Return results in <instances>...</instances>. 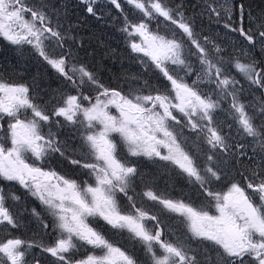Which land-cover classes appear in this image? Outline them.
I'll list each match as a JSON object with an SVG mask.
<instances>
[{
  "label": "snow or ice",
  "instance_id": "1",
  "mask_svg": "<svg viewBox=\"0 0 264 264\" xmlns=\"http://www.w3.org/2000/svg\"><path fill=\"white\" fill-rule=\"evenodd\" d=\"M0 264H264V0H0Z\"/></svg>",
  "mask_w": 264,
  "mask_h": 264
},
{
  "label": "trees",
  "instance_id": "2",
  "mask_svg": "<svg viewBox=\"0 0 264 264\" xmlns=\"http://www.w3.org/2000/svg\"><path fill=\"white\" fill-rule=\"evenodd\" d=\"M110 39H111V38H110ZM110 39H109V42L112 44V46H113V47H117V46H118V45L116 44L117 39L114 38V41H113V42H112ZM35 64H36V62H33L32 65H31V72H32V73H35L36 71H39L37 67H34ZM42 71H46V72H47V75L49 74V78L45 76V85H44V86H47V84H48V83H47V80H49L50 83H51V84H50L51 87H53V83H55V82H54V78H53V76L51 75V73H50L48 70L44 69V68H41V70H40L39 72L43 73Z\"/></svg>",
  "mask_w": 264,
  "mask_h": 264
},
{
  "label": "rangeland",
  "instance_id": "3",
  "mask_svg": "<svg viewBox=\"0 0 264 264\" xmlns=\"http://www.w3.org/2000/svg\"><path fill=\"white\" fill-rule=\"evenodd\" d=\"M73 2L75 3L76 0H73ZM110 40L113 42V41H114V38H111ZM116 44L118 45V41H116ZM36 65H39V64L36 63ZM53 71H54V70H53ZM54 75H55V77H56L55 72H54ZM55 79H56V78H55ZM55 83H57V81H56ZM55 86H56V85H55ZM158 188L161 189V190L168 191V189L165 188V183H164L163 180H161V181L159 182V184H158Z\"/></svg>",
  "mask_w": 264,
  "mask_h": 264
}]
</instances>
